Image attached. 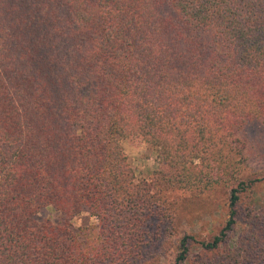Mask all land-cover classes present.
<instances>
[{
  "label": "trees",
  "instance_id": "trees-1",
  "mask_svg": "<svg viewBox=\"0 0 264 264\" xmlns=\"http://www.w3.org/2000/svg\"><path fill=\"white\" fill-rule=\"evenodd\" d=\"M252 120L264 0H0V264H140L151 229L170 230L166 193L219 183L229 217L203 264H264V205L239 206ZM123 139L158 151L151 181ZM83 213L97 223L76 228Z\"/></svg>",
  "mask_w": 264,
  "mask_h": 264
},
{
  "label": "rangeland",
  "instance_id": "rangeland-1",
  "mask_svg": "<svg viewBox=\"0 0 264 264\" xmlns=\"http://www.w3.org/2000/svg\"><path fill=\"white\" fill-rule=\"evenodd\" d=\"M240 136L244 143L240 176L245 177L249 187L240 193L239 206L243 211L247 207L258 211L264 205V124L258 120L249 121ZM122 144L137 179L151 181L159 167L158 151L139 139H123ZM229 188L230 185L226 187L219 183L215 189L200 195L191 190L167 192L165 207L171 218L167 223L170 230L166 232L164 225L151 229L154 234L145 247V256L140 264H174L180 250V239L186 234H192L197 242H192L189 258L183 264H203L202 260L211 253L207 254L200 242L211 240L225 226L230 210ZM42 215H48L54 221L58 217L51 210H45ZM239 216L238 224L230 235L232 245L238 242L245 227V220ZM96 223L97 219L88 213H83L73 222L76 228Z\"/></svg>",
  "mask_w": 264,
  "mask_h": 264
}]
</instances>
